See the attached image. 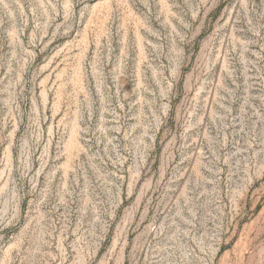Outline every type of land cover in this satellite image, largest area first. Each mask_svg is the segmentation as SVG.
<instances>
[{
  "label": "rangeland",
  "instance_id": "rangeland-1",
  "mask_svg": "<svg viewBox=\"0 0 264 264\" xmlns=\"http://www.w3.org/2000/svg\"><path fill=\"white\" fill-rule=\"evenodd\" d=\"M0 264H264V0H0Z\"/></svg>",
  "mask_w": 264,
  "mask_h": 264
}]
</instances>
